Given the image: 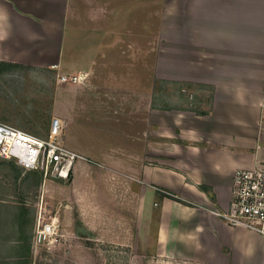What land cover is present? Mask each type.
I'll list each match as a JSON object with an SVG mask.
<instances>
[{"label":"crops","instance_id":"0c3cea01","mask_svg":"<svg viewBox=\"0 0 264 264\" xmlns=\"http://www.w3.org/2000/svg\"><path fill=\"white\" fill-rule=\"evenodd\" d=\"M121 41L136 53L110 49ZM77 46L78 59L66 64L64 49L71 56ZM0 61L57 65L59 75L85 72L105 87L116 79V65L125 77L153 71L163 86H176L179 99L185 89L201 95L207 92L200 85L213 87L208 114L179 109L183 99L151 103L143 154L128 150L110 167L126 175L129 191L139 187L157 253L264 264V235L216 213L230 202L237 169L264 167V0H0ZM0 164L7 166L0 167V264H32L39 205L25 194L29 187L39 192V172L25 177L15 160L0 157ZM87 165L79 163L73 178Z\"/></svg>","mask_w":264,"mask_h":264},{"label":"rangeland","instance_id":"374dc122","mask_svg":"<svg viewBox=\"0 0 264 264\" xmlns=\"http://www.w3.org/2000/svg\"><path fill=\"white\" fill-rule=\"evenodd\" d=\"M113 46L110 49L121 55L136 53L123 41ZM67 48L63 60L71 64L83 47H74L73 57ZM114 70L118 74L111 87L91 84L88 73L81 71L73 74L88 76L77 83L60 82L53 68L26 65L0 71V121L46 136L52 117L58 116L66 124L63 144L94 161L80 168L81 177L48 182L50 186L34 172L39 192L29 187L25 199L31 198L34 206L44 201L52 214L59 210L60 226L57 239L35 247L32 264H203L156 252L139 187L135 193L129 191L126 175L110 167L113 157L127 155L128 150L143 154L151 103L183 105L176 86H163L153 71L125 77L117 65ZM100 161L106 164L103 168ZM0 167L3 172L7 166ZM28 173L23 171L25 177Z\"/></svg>","mask_w":264,"mask_h":264},{"label":"built area","instance_id":"2783aa9c","mask_svg":"<svg viewBox=\"0 0 264 264\" xmlns=\"http://www.w3.org/2000/svg\"><path fill=\"white\" fill-rule=\"evenodd\" d=\"M52 67L57 68V65ZM87 76L80 73L61 74L58 80L62 83H77ZM65 129V121L58 116L52 117L46 136H38L0 121V157L15 160L25 171L39 172L44 182H68L73 178L79 163L92 164L94 161L63 144ZM41 203L35 223L34 247L52 243L59 236V210L52 214V210H48L46 204L43 205L44 201ZM216 213L232 227H243L264 235V167L237 169L230 202L227 207L216 210Z\"/></svg>","mask_w":264,"mask_h":264},{"label":"trees","instance_id":"16d2710c","mask_svg":"<svg viewBox=\"0 0 264 264\" xmlns=\"http://www.w3.org/2000/svg\"><path fill=\"white\" fill-rule=\"evenodd\" d=\"M23 67V65L19 63H14V62H6V61H0V71H13L17 68ZM159 83H164V81L157 80ZM159 86V85H158ZM158 86L155 85V93L158 91ZM201 90L206 91L207 93H203L201 95L196 94H191L187 93L186 91L188 89H185L180 95L182 96V99L186 103V105L181 106L179 109L183 110H189L196 112L198 114H208L211 111L212 105H213V99H214V89L213 87L205 86V85H200L199 86ZM184 86L181 85L180 90H182ZM205 101V103H204ZM206 104L208 107L207 109L200 108L199 106H202ZM156 106V105H154ZM168 109H172L175 107H167ZM178 108V107H177ZM200 189L203 191L207 192L209 196H211L212 199H214L213 193H211V188H207L205 186L200 185ZM167 196L178 200L180 202H183L184 204L190 205L189 203L179 199L176 197L175 194L172 192H167Z\"/></svg>","mask_w":264,"mask_h":264}]
</instances>
